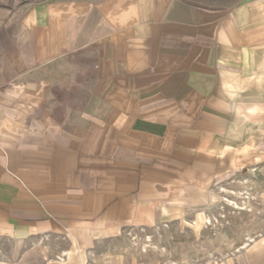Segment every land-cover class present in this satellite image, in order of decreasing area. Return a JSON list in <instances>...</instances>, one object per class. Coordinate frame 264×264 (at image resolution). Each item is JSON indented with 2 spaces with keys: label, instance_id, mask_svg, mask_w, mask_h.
Masks as SVG:
<instances>
[{
  "label": "crops",
  "instance_id": "obj_1",
  "mask_svg": "<svg viewBox=\"0 0 264 264\" xmlns=\"http://www.w3.org/2000/svg\"><path fill=\"white\" fill-rule=\"evenodd\" d=\"M259 145L264 0H0V264L150 226Z\"/></svg>",
  "mask_w": 264,
  "mask_h": 264
},
{
  "label": "rangeland",
  "instance_id": "obj_2",
  "mask_svg": "<svg viewBox=\"0 0 264 264\" xmlns=\"http://www.w3.org/2000/svg\"><path fill=\"white\" fill-rule=\"evenodd\" d=\"M193 1L228 7L237 0ZM258 148L262 153L247 167L215 179L203 190L181 192L170 202L168 213L150 226H124L118 234L98 240L83 251L70 250L69 243L61 237L45 238L50 244L48 263H254L256 255L264 250V145ZM223 198L245 204L247 209L235 210ZM209 219L213 222L211 225ZM249 237L253 241L241 249ZM19 247L22 250L26 245ZM10 249L9 245H0V256ZM64 252L68 255L63 256ZM18 253V250L14 252L12 259ZM57 257L66 260L60 261Z\"/></svg>",
  "mask_w": 264,
  "mask_h": 264
},
{
  "label": "bare ground",
  "instance_id": "obj_3",
  "mask_svg": "<svg viewBox=\"0 0 264 264\" xmlns=\"http://www.w3.org/2000/svg\"><path fill=\"white\" fill-rule=\"evenodd\" d=\"M241 183H243V181L241 182ZM240 183V184H241ZM222 192H226V191H224V190H222ZM250 196V195H249ZM242 198V197H241ZM244 198V197H243ZM222 200V199H221ZM223 200L226 202V205H228V206H231L233 209H235V210H238V211H244V210H246L247 208H246V206H245V204H238L234 199H228V198H223ZM208 218V217H207ZM216 222H218V220H216ZM213 222L209 219V225H211ZM251 241H253V239L251 238V237H249L248 238V240H247V242H245V244H244V246H242V247H240L241 249L242 248H245V247H247L248 245H249V243L251 242ZM146 242V241H145ZM146 251V250H145ZM66 255H68V252H64L63 253V256H66ZM60 261H65L66 259H62L61 257H57ZM172 264H178V263H175V262H173Z\"/></svg>",
  "mask_w": 264,
  "mask_h": 264
}]
</instances>
